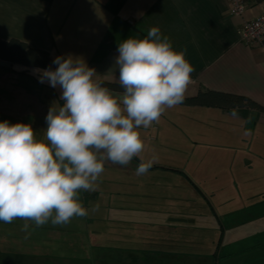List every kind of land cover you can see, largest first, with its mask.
Masks as SVG:
<instances>
[{"label": "crops", "instance_id": "crops-1", "mask_svg": "<svg viewBox=\"0 0 264 264\" xmlns=\"http://www.w3.org/2000/svg\"><path fill=\"white\" fill-rule=\"evenodd\" d=\"M229 2L0 0V38L41 48L53 59L83 58L106 86L119 78L118 44L157 27L174 50H186L194 67L185 97L211 89L264 106V45H246L239 33L244 20L264 11V2L248 5L240 16L230 14ZM8 66L0 58V97L38 68L21 73L18 65ZM25 80L26 91L32 90L34 81ZM161 121L160 145L173 153L151 158L145 174L159 178L166 192L160 198L166 214L153 218L152 235L107 242L105 254L48 264H264V111L178 104ZM141 160L148 161L134 157L125 171L136 173Z\"/></svg>", "mask_w": 264, "mask_h": 264}, {"label": "clouds", "instance_id": "clouds-1", "mask_svg": "<svg viewBox=\"0 0 264 264\" xmlns=\"http://www.w3.org/2000/svg\"><path fill=\"white\" fill-rule=\"evenodd\" d=\"M117 50L120 92L72 55L57 56L55 69L33 70L40 83L61 90L63 103L49 107L41 140L31 124L0 122V221L21 219L30 234L87 216L80 193L96 190L105 162L129 165L144 149L139 129L184 101L194 67L159 28L124 39ZM152 164L141 160L136 175Z\"/></svg>", "mask_w": 264, "mask_h": 264}, {"label": "rangeland", "instance_id": "rangeland-1", "mask_svg": "<svg viewBox=\"0 0 264 264\" xmlns=\"http://www.w3.org/2000/svg\"><path fill=\"white\" fill-rule=\"evenodd\" d=\"M23 77L19 76L12 92L7 89L10 94L0 97V122L31 124L36 139L41 140L47 128L45 117L49 107L63 103L60 101L61 90L52 88L47 82L40 83L34 71H30V76ZM25 78L29 81L27 85L34 81L31 83L32 90L26 91L23 84ZM161 117L149 128L139 129L144 142L140 158L162 160L164 155H172L173 147L170 146L168 152L167 145H160L162 137H158L157 127L162 122ZM171 133L176 135L174 130ZM108 163L114 167V163L105 162L96 190L80 193L81 202L88 209L87 216L74 217L64 226L49 223L34 231L30 229V234L21 230L24 224L21 219L12 223L0 221V264H48L79 259L85 255L94 257L105 254L107 242L122 244L124 241L125 244L126 240L141 236V233L144 237L151 236L153 218H164L166 214V211H161L162 207H166L164 200L161 202L160 199L166 193L159 185L161 180L125 171L128 166L117 167L116 164L118 171H114ZM174 214L175 221L181 223L180 213ZM111 231L116 236H110ZM131 247L128 244V249ZM117 250L120 251V248Z\"/></svg>", "mask_w": 264, "mask_h": 264}, {"label": "trees", "instance_id": "trees-1", "mask_svg": "<svg viewBox=\"0 0 264 264\" xmlns=\"http://www.w3.org/2000/svg\"><path fill=\"white\" fill-rule=\"evenodd\" d=\"M247 5L252 3H262L264 0H246ZM264 45V42H262ZM0 58L11 65L16 64L20 67L18 69L21 73H27L30 68H49L55 69L57 66L53 63V58L45 50L41 48H34L27 43H23L18 39L12 38L9 41L0 38ZM109 88L122 90L117 83H106ZM180 104H187L192 106H212L232 109L233 107H248L255 110L264 111V106L256 103L246 95L237 93H228L224 91L205 90L198 91L196 95L185 97Z\"/></svg>", "mask_w": 264, "mask_h": 264}, {"label": "built area", "instance_id": "built-area-1", "mask_svg": "<svg viewBox=\"0 0 264 264\" xmlns=\"http://www.w3.org/2000/svg\"><path fill=\"white\" fill-rule=\"evenodd\" d=\"M248 7L246 0H230V14L240 16ZM241 40L249 46L261 44L264 42V11L253 16L250 19L244 20L240 30Z\"/></svg>", "mask_w": 264, "mask_h": 264}]
</instances>
